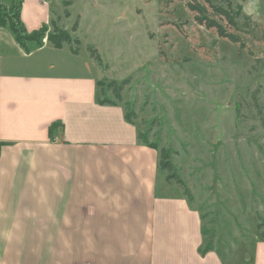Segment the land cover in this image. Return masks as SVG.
Here are the masks:
<instances>
[{"label": "crops", "instance_id": "obj_1", "mask_svg": "<svg viewBox=\"0 0 264 264\" xmlns=\"http://www.w3.org/2000/svg\"><path fill=\"white\" fill-rule=\"evenodd\" d=\"M51 19L52 1L22 0L42 43L0 26V264H264L255 235L203 249V210L124 108L100 104L98 62L48 42Z\"/></svg>", "mask_w": 264, "mask_h": 264}, {"label": "rangeland", "instance_id": "obj_2", "mask_svg": "<svg viewBox=\"0 0 264 264\" xmlns=\"http://www.w3.org/2000/svg\"><path fill=\"white\" fill-rule=\"evenodd\" d=\"M48 1L50 33L56 26L70 32L81 58H101L102 100L132 115L141 142L170 154L187 196L203 210V249L263 238L264 0H212L231 2L237 29L208 0ZM189 3L207 7L241 42L199 25ZM21 5L0 0V14L18 28Z\"/></svg>", "mask_w": 264, "mask_h": 264}, {"label": "trees", "instance_id": "obj_3", "mask_svg": "<svg viewBox=\"0 0 264 264\" xmlns=\"http://www.w3.org/2000/svg\"><path fill=\"white\" fill-rule=\"evenodd\" d=\"M208 4L210 5L211 9H213L214 15L219 16L221 19H225L228 21V23L233 27L236 28L238 27V23L236 22L235 19V12L232 8L231 2L227 3V7L220 6L217 4H214L212 0L207 1ZM188 8L190 11L196 13V21L199 25L205 26L208 29H216L219 37L223 39H227L232 43L238 44L241 42L240 38L232 33H230L226 27L219 21L214 19L209 11L208 8L199 4V3H189ZM19 21V15H17V22ZM19 23V22H18ZM20 26V24H18ZM0 26L1 27H10L11 31L13 34L17 37V40L19 42H25V41H39L42 43V39L45 38L47 30L45 28H42L41 30L31 34L30 36L26 35V31L24 28L21 27H16L9 21V16L6 14H0ZM76 31V29L74 30ZM22 33V34H21ZM48 42L52 44L54 47L58 49H62L64 45H71L73 43L72 36L70 32H65L61 31L58 29L56 26L55 30L48 35ZM73 47V46H72ZM73 52H78L77 49L73 48ZM99 56H93V58L96 61L101 62V58ZM102 85V84H101ZM102 87V86H101ZM102 94H103V88H102ZM118 99H120L119 93L117 94ZM100 104H111V105H116L114 102H110L108 100H100ZM126 120L129 123H132V115H127ZM59 126L55 125V127ZM53 127L50 130V133L52 134ZM161 169L163 171H166L168 173L167 180L168 181H175L180 187L185 189L186 195H188V190L186 189V185L184 181L174 172V168L172 165V162L170 160V154L168 153L167 150H162L161 151ZM264 239V235H263ZM207 251V250H206Z\"/></svg>", "mask_w": 264, "mask_h": 264}]
</instances>
